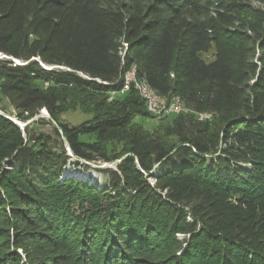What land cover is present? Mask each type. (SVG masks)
Masks as SVG:
<instances>
[{
	"label": "trees",
	"instance_id": "obj_1",
	"mask_svg": "<svg viewBox=\"0 0 264 264\" xmlns=\"http://www.w3.org/2000/svg\"><path fill=\"white\" fill-rule=\"evenodd\" d=\"M0 53V264H264V0H0Z\"/></svg>",
	"mask_w": 264,
	"mask_h": 264
},
{
	"label": "rangeland",
	"instance_id": "obj_2",
	"mask_svg": "<svg viewBox=\"0 0 264 264\" xmlns=\"http://www.w3.org/2000/svg\"><path fill=\"white\" fill-rule=\"evenodd\" d=\"M214 54H215V47L212 46L211 49H209L207 52L202 53V57L206 61H211L214 59ZM2 57V55L0 56ZM123 94H113L111 98L113 97H119L122 96ZM1 106L6 109L7 112L12 113V118H15V111L9 104V101L5 98L1 99ZM89 114H85L79 107L73 110H69L65 112L64 114L61 115V118L65 120L66 122L70 124H78L81 123L82 121L86 120L89 118ZM47 118V117H45ZM173 116H166V115H154L152 114L149 118H143V117H138L136 118V123L141 124L145 129L149 131H154L157 128H161L163 126H166L167 124L170 123L172 120ZM48 119V118H47ZM49 120V119H48ZM16 121H18L16 119ZM35 130L38 132H52V126L47 125V124H42V125H35L34 126ZM82 139L84 140H92L93 137L91 136H82ZM69 153V152H68ZM71 156V155H70ZM72 157L71 163L66 167V172L71 174L78 175L81 179L87 180V181H97L99 185H103L105 183L106 176L104 173L99 171L98 169L104 168V167H115L116 161L112 160L110 162H103V161H98V162H85V161H80V164H77V161H75V157ZM87 164L81 165V163ZM153 181V179H151ZM182 237V236H179Z\"/></svg>",
	"mask_w": 264,
	"mask_h": 264
},
{
	"label": "built area",
	"instance_id": "obj_3",
	"mask_svg": "<svg viewBox=\"0 0 264 264\" xmlns=\"http://www.w3.org/2000/svg\"><path fill=\"white\" fill-rule=\"evenodd\" d=\"M134 86L133 82V69L130 68L128 74V81H125L122 92L128 91L131 86ZM136 89V86H134ZM147 110L154 115H169L175 114L179 111V104L174 100H164V98H147Z\"/></svg>",
	"mask_w": 264,
	"mask_h": 264
},
{
	"label": "bare ground",
	"instance_id": "obj_4",
	"mask_svg": "<svg viewBox=\"0 0 264 264\" xmlns=\"http://www.w3.org/2000/svg\"><path fill=\"white\" fill-rule=\"evenodd\" d=\"M133 69V82L134 86H136L137 91L139 94L145 99L146 105H147V98H164V100H167L165 97L158 94L154 89H152L145 81L138 80L136 78V70L135 67H132ZM130 72V69L125 72L124 74V81H128V74ZM125 83V82H124ZM122 92V90H121ZM172 100L176 101V103L179 104V111H177L175 114H178L180 112H187V108L184 107V104L182 100L179 97H174ZM211 116V113H201L199 114V118H209Z\"/></svg>",
	"mask_w": 264,
	"mask_h": 264
},
{
	"label": "water",
	"instance_id": "obj_5",
	"mask_svg": "<svg viewBox=\"0 0 264 264\" xmlns=\"http://www.w3.org/2000/svg\"><path fill=\"white\" fill-rule=\"evenodd\" d=\"M1 55H2V57L8 58L6 55L0 53V56H1ZM18 63H19V62H18ZM0 113L3 114V115H7V114H6L5 112H3L2 110H0ZM40 117H47V118H48V119H49V120H50L55 126L58 127L57 122L51 117V115L49 114V112H48L46 109L41 110L40 114L35 115V116L32 117L31 119L27 120L25 123H22V122H19V121H16V120H14V122H16L20 127L24 128L27 124L36 121V120H37L38 118H40ZM67 149H68L69 155L74 156V155L72 154V152L70 151V149L68 148V146H67ZM119 161H120V160H117L116 163L119 162Z\"/></svg>",
	"mask_w": 264,
	"mask_h": 264
}]
</instances>
